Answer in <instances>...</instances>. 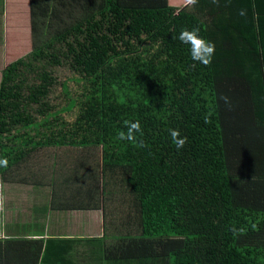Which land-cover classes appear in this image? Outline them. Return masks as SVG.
<instances>
[{
    "label": "trees",
    "instance_id": "16d2710c",
    "mask_svg": "<svg viewBox=\"0 0 264 264\" xmlns=\"http://www.w3.org/2000/svg\"><path fill=\"white\" fill-rule=\"evenodd\" d=\"M29 1L32 48L6 66L0 83V158L8 160L0 178L31 186L29 195H13L10 209L23 214L27 198L42 202V190L67 186L78 168L68 169L73 148L79 162L90 153L98 174L108 175L100 185L133 196L127 210L108 222L104 215L106 232L122 235L131 254L54 257L46 247L42 264H264V0L182 8L72 0L79 9L71 0ZM185 28L215 44L211 64L192 60L178 39ZM60 67L82 92L56 108ZM63 88L68 94L67 82ZM76 108L73 120L63 116ZM137 120V140H121L125 122ZM169 129L187 138L182 149ZM50 160L47 179L37 165ZM75 208L52 199L47 207ZM35 234L44 233L10 239ZM11 254L0 239V264Z\"/></svg>",
    "mask_w": 264,
    "mask_h": 264
},
{
    "label": "crops",
    "instance_id": "0c3cea01",
    "mask_svg": "<svg viewBox=\"0 0 264 264\" xmlns=\"http://www.w3.org/2000/svg\"><path fill=\"white\" fill-rule=\"evenodd\" d=\"M31 40L30 1L0 0V83L6 66L26 55L32 48ZM99 152L95 154L96 160ZM72 154L74 159L68 169L78 168H75L74 173L67 175V186L57 190L51 188L42 190V202H33L27 198L24 206L31 207L23 214L20 212L13 214L10 207L14 200L18 201L17 197L29 195L31 192L26 187L31 186L19 182L17 185V182L3 181L0 178V239L12 252L11 256L4 257V264H41L43 254L50 253L46 247H49L54 257L65 251L76 255L110 253L116 250L121 255L131 254V247L124 242L122 235L106 232L104 215L107 214V222L110 221V216L119 214L124 209V202L130 206L133 196L127 189L121 192L118 191L122 189L121 187L100 185V179L101 182H105L108 175L106 176L101 168L98 174L99 166L93 162L92 154L85 153L83 163L78 160V149L73 148ZM37 167L39 170L45 169L48 174L46 178L51 179L50 173L55 167L54 160L47 163L39 161ZM93 168L96 175L91 179L89 170ZM93 181L96 187L91 185ZM9 183L17 187L12 188ZM124 192L128 194L126 197L117 196ZM51 199L58 204L68 203L76 208L66 212L47 209ZM3 206L5 212H1ZM28 222L32 223H29V228L26 229L23 224ZM41 232L44 234L30 235L25 237L27 239H10ZM49 238L61 241L48 243ZM79 239L81 241H75ZM116 242L119 244H115ZM36 254L39 256H35Z\"/></svg>",
    "mask_w": 264,
    "mask_h": 264
},
{
    "label": "clouds",
    "instance_id": "9594fccd",
    "mask_svg": "<svg viewBox=\"0 0 264 264\" xmlns=\"http://www.w3.org/2000/svg\"><path fill=\"white\" fill-rule=\"evenodd\" d=\"M187 4L190 6H195L198 3V0H186ZM217 0H213V3H216ZM240 15H245V12L241 10ZM178 39L190 46L191 58L195 62H199L205 66L211 64L212 58L215 54V44L211 41L206 40L200 35V30L198 28H192L191 30L185 28L180 31ZM220 99L224 101L226 106L230 107V99L226 95H221ZM207 122V120L205 121ZM127 127V132H120L119 138L121 140H129L135 142L137 140V134L141 133L140 121L135 122H125ZM170 135L173 139V142L176 148L182 149L187 142V138L180 137L179 130L169 129ZM143 142H140V147H143ZM8 160L7 158H0V166L7 167ZM127 193L118 194L117 196L126 197ZM235 231V230H234Z\"/></svg>",
    "mask_w": 264,
    "mask_h": 264
},
{
    "label": "rangeland",
    "instance_id": "374dc122",
    "mask_svg": "<svg viewBox=\"0 0 264 264\" xmlns=\"http://www.w3.org/2000/svg\"><path fill=\"white\" fill-rule=\"evenodd\" d=\"M124 3H126L127 5L129 4L146 5L145 2H143V0H124ZM146 3L156 4L159 6L173 5L182 8L183 6L186 5L187 2L186 0H151L150 3L149 1H147ZM69 5L70 8L74 9L75 7H77L76 9H79L81 5V1H77V5H75L72 1L69 3ZM87 6L88 5H85V7ZM65 18L68 19L69 17L66 16ZM30 47H31V42H30ZM55 73L58 78V83L53 87L50 98L51 102L55 105V107L60 108L62 106H65L69 102L70 98L79 99L81 97L80 94L82 92V84L76 82L74 73L68 67H60L59 69L55 70ZM65 82L69 84L70 91L68 94L63 88V83ZM76 110L77 108L72 113L64 112L63 116L66 117L68 120H73L75 118ZM123 204H124V209L127 210L129 205L125 202ZM1 212H5V206L2 207ZM58 241L61 240L53 239V241H49L48 243H53ZM42 260H41V264H42Z\"/></svg>",
    "mask_w": 264,
    "mask_h": 264
}]
</instances>
